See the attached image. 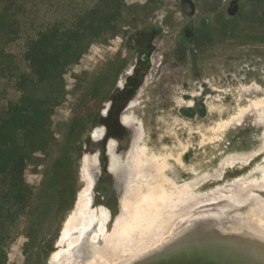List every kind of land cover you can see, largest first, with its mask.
<instances>
[{"label": "rangeland", "instance_id": "rangeland-1", "mask_svg": "<svg viewBox=\"0 0 264 264\" xmlns=\"http://www.w3.org/2000/svg\"><path fill=\"white\" fill-rule=\"evenodd\" d=\"M193 2L194 12L188 15L181 0H0V118L25 96L48 110L42 131L49 141L25 162L22 178L30 193L23 197L24 211L6 247L5 264H48L82 187L81 157L95 148L100 149L101 167L95 189L111 215L118 213L120 185L105 168L104 143L95 144L91 132L103 126L104 134L117 140V150H126L131 130L121 124L123 114L142 123V142L150 153L166 156L168 177L177 183L208 177L193 189V202L166 220L164 235L192 216L215 221L223 232L264 231L254 222L259 215L251 216L254 200L232 199L239 187L229 185L236 177L241 183L258 179L260 172L250 169L264 157L258 148L264 142V104H254L264 98V0ZM187 26L189 37L184 35ZM141 29L155 32L150 67L121 111L124 130L115 137L97 122V114L103 116L131 74L136 52L127 40ZM41 35L36 50L42 53V65L33 72L23 52ZM64 57V66H57L61 76L54 74L52 63ZM232 115L228 125L214 130ZM258 150L247 164L230 162L219 174L225 156ZM0 186L5 188L6 180Z\"/></svg>", "mask_w": 264, "mask_h": 264}, {"label": "bare ground", "instance_id": "bare-ground-1", "mask_svg": "<svg viewBox=\"0 0 264 264\" xmlns=\"http://www.w3.org/2000/svg\"><path fill=\"white\" fill-rule=\"evenodd\" d=\"M258 103L263 105L264 98L254 100V104L259 106ZM133 104L131 100L129 106ZM257 105L255 106L258 107ZM233 118L232 115L219 122L214 130L222 129ZM120 121L131 130L127 149L118 151V143L114 138H108L106 141V170L115 178L121 189L118 213L111 215L109 208L102 203L103 195L98 194L95 189L101 175L96 148L92 152L84 153L79 171L82 187L76 194L72 210L66 214L57 241L59 249L50 255L48 264H264V231L255 227L246 228L243 232H223L216 228L219 226H215V221L195 219V216H192L185 221L183 227L174 226L169 235H164L166 220L176 217L182 209L180 207L194 199L197 193L194 194L193 189L205 175L196 180L175 182L165 174L168 166L166 156L160 158L150 153L147 145L142 142L145 131L142 123L129 114L121 115ZM103 135L101 125L94 127L91 132L94 142H99ZM258 148L260 151L264 150V142ZM257 152L259 150L225 156L219 161V174H222L230 162L247 164ZM250 172H260L259 178L253 182L241 183V178L236 177L230 182L229 185H235L233 190L238 189V193L234 191L235 196L232 194V199L241 198L243 202L254 200V209L251 211L254 214L251 216L255 219L259 215L254 222L264 230V157L262 163L252 167ZM237 185L239 188L236 189ZM220 207H217V211ZM251 232L259 236L252 235ZM171 235L173 237L163 242Z\"/></svg>", "mask_w": 264, "mask_h": 264}, {"label": "trees", "instance_id": "trees-1", "mask_svg": "<svg viewBox=\"0 0 264 264\" xmlns=\"http://www.w3.org/2000/svg\"><path fill=\"white\" fill-rule=\"evenodd\" d=\"M43 36L30 40L23 52L24 60L33 72H39L42 65V53L36 47ZM154 36L153 29H141L128 37L129 48L136 52L132 72L126 76L123 86L111 96L106 115L97 114V122L105 124L109 135L118 137L124 130L119 116L148 72ZM65 61L66 57L55 59L51 68L55 70L54 74L61 76L62 70L58 67H63ZM37 105L22 96L18 102L7 106L5 116L0 118V181L7 182L5 188L0 186V264H5L7 260L6 247L13 240L17 218L24 211L23 197L30 193L22 178L25 162L32 157L35 149L44 150L49 144L46 132L42 131L48 110Z\"/></svg>", "mask_w": 264, "mask_h": 264}, {"label": "water", "instance_id": "water-1", "mask_svg": "<svg viewBox=\"0 0 264 264\" xmlns=\"http://www.w3.org/2000/svg\"><path fill=\"white\" fill-rule=\"evenodd\" d=\"M181 7H182L183 11L186 14H188V15H190V14H192L194 12V2H193V0H181ZM235 10H236V5L235 4L231 5L230 8H229V11L231 13H234ZM190 33H191V28L189 26L185 27L184 35L186 37H189ZM108 138H110V137L105 133L103 135V138L100 140L101 142L104 143V147H105L104 148V152H105L107 161H108V157H107L108 153H107V149H106V141H107ZM94 143L96 144L97 142H94ZM96 151H97L98 154L100 153V149L97 148ZM106 164H107V162H106ZM105 168H106V166H105ZM100 169H101V167H99V172H100Z\"/></svg>", "mask_w": 264, "mask_h": 264}, {"label": "flooded vegetation", "instance_id": "flooded-vegetation-1", "mask_svg": "<svg viewBox=\"0 0 264 264\" xmlns=\"http://www.w3.org/2000/svg\"><path fill=\"white\" fill-rule=\"evenodd\" d=\"M107 105H108V106H107ZM106 107H107V108H106V111H105V112L102 111V115L104 114L103 116L106 115V113H107V109H108V107H109V104H106ZM121 124H122V123H121ZM122 125H123V124H122ZM102 127H103V126H102ZM103 132H104V128H103ZM128 143H129V142H128Z\"/></svg>", "mask_w": 264, "mask_h": 264}]
</instances>
